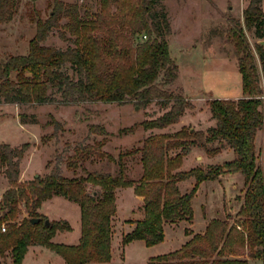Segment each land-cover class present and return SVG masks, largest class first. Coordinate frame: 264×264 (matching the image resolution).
Listing matches in <instances>:
<instances>
[{"label":"trees","instance_id":"16d2710c","mask_svg":"<svg viewBox=\"0 0 264 264\" xmlns=\"http://www.w3.org/2000/svg\"><path fill=\"white\" fill-rule=\"evenodd\" d=\"M158 0H97L94 10L83 4L54 0L45 20H37V30L29 41L25 54L0 59V103H44L55 100L59 93L62 104L96 102L124 104L134 100L147 106L155 99L165 110L153 119L142 122L144 129H163L177 123L191 103L167 87L178 76V66L170 55L167 36L171 25L165 12H153ZM262 0H249L243 9L246 29L255 28L261 36L264 25ZM17 0H0V22L12 17ZM66 22L61 24V20ZM227 35L233 43L241 75L243 95L239 98H215L209 101L214 125L206 131L183 125L173 132H156L146 136L140 147L119 152L115 174L92 171L84 176L66 177L58 168L43 177L35 176L20 183V160L28 142L12 146L0 144V167L10 186L0 199V257L8 256L11 264H22L30 245L50 248L66 264L109 262L114 235L113 216L116 213V189L133 187L143 197L142 216L128 219L131 229L122 234L124 246L133 240H143L152 246L164 240L165 225L193 219L192 199L199 184L217 179L225 173L239 172L243 177V195L236 212L237 219L228 216L213 218L203 232L185 229L190 236L176 250L152 258L148 264H249L258 258L264 264V155L256 146V136L264 126L263 99L259 85L264 81V43L255 44L252 51L240 22L228 18ZM63 27V39L72 45L65 49L44 45L53 28ZM146 35L142 39V35ZM70 66L72 78L64 69ZM25 114L20 122L25 123ZM58 129L61 124L54 121ZM105 133L102 127H96ZM218 142L209 147L207 145ZM103 141L75 147V156L96 155L115 158L100 150ZM194 146L209 154L227 146L234 157L221 164L179 169L182 159ZM140 153L142 174L137 180L124 176V157ZM67 166L74 168L69 161ZM193 177L191 190L182 192L178 182ZM87 184L95 187L88 191ZM53 196H63L79 205L80 236L76 244L53 242L57 230H70L67 221H52L38 211L42 202ZM23 201L29 216L18 220L19 202ZM40 217L33 223L31 218Z\"/></svg>","mask_w":264,"mask_h":264},{"label":"rangeland","instance_id":"374dc122","mask_svg":"<svg viewBox=\"0 0 264 264\" xmlns=\"http://www.w3.org/2000/svg\"><path fill=\"white\" fill-rule=\"evenodd\" d=\"M62 1L83 4L81 11L87 7L91 10L97 7V0ZM248 2L249 0H158L155 3L153 12H165L170 22L171 33L167 36L169 51L178 66V76L167 89L174 94L183 95L191 103L180 120L166 128L146 130L142 125L144 120L156 118L165 110L160 106L159 99L153 100L147 106H140L134 100L124 104L101 101L62 104L59 101V93H56L54 101L44 103H0V144L4 142L12 146L23 142L30 144L20 160L18 182L25 183L36 174L43 177L56 168L66 177L84 176L92 171L115 174L118 170L116 160L119 152L140 147L143 139L151 133L173 132L183 125L206 131L209 126L214 125L209 111V101L215 98H239L243 95L236 51L227 35L228 18L238 20L243 26L254 53L255 44L264 43V25L259 27L261 36L255 34V28L246 29L244 26L242 12ZM53 3L54 0H17L12 17L0 22L1 60L28 52L29 41L36 34L37 20H45L49 16ZM261 5L264 11V0ZM60 22L63 24L66 18ZM61 32L69 36L63 27L53 28L42 44L60 49L71 46L68 40L61 37ZM64 69L72 78H76V73L70 66L67 65ZM259 85L264 112L262 77ZM22 113L25 114V123L20 122ZM54 121L61 124V129H58ZM96 127H102L105 133H101ZM99 141H103L100 150L113 156L115 160H110L107 156L91 155L81 158L74 155L75 147L93 145ZM214 144L218 145V142L207 146L211 147ZM256 146L260 149V159L263 160L264 126L257 133ZM218 153L222 162L234 157L233 150L227 146ZM198 154L205 158L195 159ZM212 156L214 155L207 153L205 148L194 146L188 162L190 165L207 167L210 164L206 161ZM69 161L75 163L74 168L67 166ZM123 162L125 178L137 180L143 170L140 153L124 157ZM183 164L184 158L179 169L192 168L187 166L184 168ZM219 178L207 180L198 186L192 200L194 209L192 221L166 224L165 240L152 246L145 245L143 240H133L124 246L121 244L122 234L129 231L132 226L127 220L142 216L143 197L136 195L133 187L117 188L116 213L112 221L115 232L112 238L111 259L109 262L93 264H148L152 258L162 255L160 253L176 247L182 236L186 235V228L194 231L203 229L204 225L213 219L208 217L209 214H220L223 210L224 196L227 197L234 191L232 187L234 178L224 176L223 179ZM194 182L192 177L178 183L181 191H189ZM9 186L0 167V199ZM243 188L242 186L240 191L242 195ZM94 189V186L87 184L88 191ZM242 195L233 196L226 203L225 215L220 218L228 216L231 223L237 219L236 213H231L230 209L241 203L239 198ZM50 199L51 201L44 205L47 211L44 215L51 223L65 220L71 227L70 230H57L51 240L65 244L78 243L81 228L79 205L63 196H53ZM42 206L41 204L38 211ZM19 208L18 220L29 216L23 201L19 202ZM2 226L7 227L5 223L0 227ZM1 231L4 232L6 229ZM74 239L77 242H74ZM0 264H11V260L8 256L0 257ZM22 264L66 263L62 256L50 248L34 244L29 246ZM249 264H263V261L252 258Z\"/></svg>","mask_w":264,"mask_h":264},{"label":"crops","instance_id":"0c3cea01","mask_svg":"<svg viewBox=\"0 0 264 264\" xmlns=\"http://www.w3.org/2000/svg\"><path fill=\"white\" fill-rule=\"evenodd\" d=\"M5 104V103H4ZM8 104V103H7ZM190 153H191V150H190ZM190 153H188L185 157H184V164H183V167L185 168L186 166H187V168L188 167H195L197 164H189V162H188V160H190ZM220 153H216V154H214V156H212L209 160H205L206 161V163L207 164H221V163H223L222 162V160L220 161L219 160V155ZM199 158H201L202 160L205 158L202 154H198V155H196L195 156V159H199ZM204 161V162H205ZM187 163L189 164V165H187ZM223 176H224V178L225 177H229V178H234L235 179V182L233 183L232 182V187L234 188V191H233V193H231L230 195H228L227 197L226 196H224V198H223V204H222V212L219 214V213H213L212 215L211 214H209V216L208 217H210V218H220V217H222V216H224L225 215V206H226V203L227 202H229V200L233 197V196H236V195H242V192H240L241 191V188H242V186H243V177H242V175L239 173V172H236V173H225V174H222V175H220L219 177V179H223ZM192 178V177H191ZM194 179V178H193ZM192 181V180H191ZM205 181H207V180H205ZM205 181H202L199 185H201L203 182H205ZM180 185V183H178V186ZM179 188H180V186H179ZM180 190H181V188H180ZM182 192H186V191H182ZM242 197V196H241ZM194 198V197H193ZM193 200V199H192ZM48 201H51V199L50 200H47V201H45V202H43L42 203V207L39 209V211H40V213H42V214H47V211H46V208L44 207V205H45V203H47ZM240 205V204H239ZM239 205H234V207H233V209H230V211H231V213H236L237 212V210H238V208H239ZM194 210V209H193ZM131 211V210H130ZM205 226H206V224L204 225V228L203 229H200V230H193L194 232H203L204 231V229H205ZM190 236H187V235H183L182 236V239H181V241H180V243L176 246V247H174L173 249H170V250H168V251H165V252H162V253H160V254H165V253H167V252H170V251H173V250H176V249H178L179 247H181V245L189 238ZM165 238H166V235H165ZM165 238H164V240H165ZM74 242H77L76 241V239H74L73 240ZM73 242V243H74ZM28 252V251H27ZM25 258V257H24ZM252 258H249L248 259V262H250V260H251ZM24 260V259H23Z\"/></svg>","mask_w":264,"mask_h":264},{"label":"water","instance_id":"95a60500","mask_svg":"<svg viewBox=\"0 0 264 264\" xmlns=\"http://www.w3.org/2000/svg\"><path fill=\"white\" fill-rule=\"evenodd\" d=\"M136 108H138V106H136ZM36 176H37V174H36ZM31 221H32L33 223H35V222H39V221H40V217H33V218H31ZM44 224H45L46 226H50V225H51V222H50V220H49L48 218H46V219L44 220Z\"/></svg>","mask_w":264,"mask_h":264},{"label":"built area","instance_id":"2783aa9c","mask_svg":"<svg viewBox=\"0 0 264 264\" xmlns=\"http://www.w3.org/2000/svg\"><path fill=\"white\" fill-rule=\"evenodd\" d=\"M142 37H143V38H146V35L143 34ZM1 229L4 231V230L6 229V227H5V226H2Z\"/></svg>","mask_w":264,"mask_h":264}]
</instances>
